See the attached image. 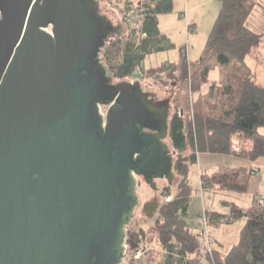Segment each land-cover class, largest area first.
I'll return each instance as SVG.
<instances>
[{
	"label": "water",
	"instance_id": "water-1",
	"mask_svg": "<svg viewBox=\"0 0 264 264\" xmlns=\"http://www.w3.org/2000/svg\"><path fill=\"white\" fill-rule=\"evenodd\" d=\"M99 4L0 0V264H123L136 175L175 182L171 96L112 81Z\"/></svg>",
	"mask_w": 264,
	"mask_h": 264
},
{
	"label": "trees",
	"instance_id": "trees-1",
	"mask_svg": "<svg viewBox=\"0 0 264 264\" xmlns=\"http://www.w3.org/2000/svg\"><path fill=\"white\" fill-rule=\"evenodd\" d=\"M117 1L125 4L122 11L126 23L132 14L141 16V22L138 25L127 23L126 35L114 32L102 48L101 61L112 81L129 80L134 72L161 81L165 73L169 79H176L177 63L142 67L149 54L163 48L164 37L160 34L158 20L160 14L172 10V0H142L139 5L134 4L135 0ZM263 3L264 0H221L219 16L198 63H190L186 53H182V78L191 81V92L200 91L209 81L213 68L222 67L223 80L220 90L216 81L211 84L212 114L197 113L194 109L192 114L190 109L186 115L185 108L178 104L169 120V143L177 152L174 170L180 182L176 193L165 189L155 221L157 238L164 250L161 264H197L203 260L200 237L187 220L192 195L188 168L197 162L199 154L233 155L250 160L248 166H221L212 173H203L202 191L207 188L247 192L252 177L259 174L257 164L264 158V133L260 131L264 128V82L254 77L248 58L254 51L264 49V32L252 29L249 21L256 6L262 7ZM186 102L193 107L190 97ZM235 134L252 139V146L247 150L234 149L232 137ZM171 195V200L167 201ZM224 204L230 206V216L205 209L210 221H236L245 217V224L238 242L229 252L222 254L214 248L206 261L210 264H264V206L257 199L248 211L235 202L224 201Z\"/></svg>",
	"mask_w": 264,
	"mask_h": 264
},
{
	"label": "rangeland",
	"instance_id": "rangeland-1",
	"mask_svg": "<svg viewBox=\"0 0 264 264\" xmlns=\"http://www.w3.org/2000/svg\"><path fill=\"white\" fill-rule=\"evenodd\" d=\"M142 0H135L134 4L139 5ZM109 2V3H108ZM173 7L170 12H163L159 15V31L161 36L164 37L163 45L161 49L149 54L142 64L144 69L154 68L161 66L165 62L177 63V78L169 79L167 74L163 75L164 83L159 78H151L147 75L140 79L142 87L150 92H157L155 94L159 99H165L167 96H171L170 114L174 113L176 106L179 104L185 108L186 115L189 114L190 109H194L197 113H210L212 114V99L209 96L211 84L216 81L217 89L220 90L222 85L223 75L221 72L222 67L213 68L209 75V81L202 86L200 91L191 92L189 85L190 80H184L182 78L181 64L182 53L185 52L189 57V62L196 64L200 60L204 50L206 49L207 40L210 32L215 24V21L220 13L221 0H172ZM101 9L108 10L107 16L112 20L113 25L117 28L116 32L126 35L129 31V26L124 19L125 4L116 0H100ZM131 21L133 25H138L141 22V16L132 14ZM252 29L258 32H264V3L263 6H256L252 16L249 19ZM128 23V24H129ZM248 65L251 67L254 77L259 82H264V49L254 51L253 55L248 58ZM176 80V84L171 86V82ZM167 89V90H166ZM216 89V90H217ZM169 90V92H168ZM217 92V91H216ZM191 94V96H190ZM193 102V107L187 105V98ZM107 108L101 109L102 113H106ZM185 115V121L187 123V116ZM264 133V128L260 129ZM169 142V139L167 140ZM170 144V143H169ZM232 145L234 149L247 150L252 146V139L244 138L239 134H235L232 137ZM171 147V146H170ZM174 150V149H173ZM190 152V151H189ZM177 155V154H176ZM175 155V157H176ZM250 160L233 155H219L210 153H201L198 155L197 162H193L189 165V180L191 185V199L190 207L188 210L187 220L191 225H194L197 231V225L195 226L196 219L204 214L205 209L208 211L220 212L226 217L230 216V206L225 205L224 201L235 202L241 205L244 210L248 211L257 200L264 206V158H261L257 166H260L259 175L252 177L249 184V191L234 193L231 191L211 190L205 188L201 189V175L203 173H212L221 166H248ZM173 183H168L166 180L159 179L158 186H160V204L164 200V192L166 188H169L171 192L176 193L177 186L179 184V177L175 175ZM136 193L139 196L138 206L133 213L132 221L126 226L132 233H136L134 238L131 235L127 236L126 240V253L134 255L136 249H145L146 253L143 254L140 260L136 262L145 261L150 264H161L164 250L161 248L160 242L157 238L156 231V219L159 217V213H156L154 217L147 216L145 213V204L148 200H152L157 197V193L151 188L145 180L140 177L137 179ZM172 196V195H171ZM167 200V198H166ZM246 218H240L236 221H227L225 219H216L210 221L209 233L213 238V247L222 254L229 252L231 247L238 242L240 237V230L245 224ZM130 232V233H131ZM144 232V237H143ZM133 241L137 245L134 246ZM201 247L204 240L200 238ZM133 259V258H132ZM134 260V259H133ZM135 261V260H134ZM204 264H210V262L204 261Z\"/></svg>",
	"mask_w": 264,
	"mask_h": 264
},
{
	"label": "built area",
	"instance_id": "built-area-1",
	"mask_svg": "<svg viewBox=\"0 0 264 264\" xmlns=\"http://www.w3.org/2000/svg\"><path fill=\"white\" fill-rule=\"evenodd\" d=\"M131 21V18L127 19V23ZM191 113L193 114V111L191 110ZM171 197H167V201L171 200ZM210 219L207 213L204 211V214L200 216L199 218L196 219L195 225H197V235L204 240V243L202 245V250H203V260L197 264H204V261H206L208 256H212L213 254V238L210 236L209 233V224ZM146 249H139L134 255L133 259L136 261L140 260L142 258L143 254L146 253Z\"/></svg>",
	"mask_w": 264,
	"mask_h": 264
},
{
	"label": "flooded vegetation",
	"instance_id": "flooded-vegetation-1",
	"mask_svg": "<svg viewBox=\"0 0 264 264\" xmlns=\"http://www.w3.org/2000/svg\"><path fill=\"white\" fill-rule=\"evenodd\" d=\"M100 1V0H99ZM100 5V12L102 13V14H104L105 16H107L108 14H106V12H104L103 11V9H101V3L99 4ZM102 10V11H101ZM146 90V89H145ZM150 92V91H149ZM152 93V92H151ZM154 98V100L155 99H159V98H157L156 97V95L153 93V95H151V98ZM109 107L110 106H107L106 108H107V110H106V113H107V111H108V109H109ZM103 108V107H102ZM101 108V109H102ZM106 113H103V115H104V117H105V115H106ZM172 115V114H171ZM147 131H148V129H146ZM169 139V138H168ZM171 148V147H170ZM172 150H173V148H171ZM140 177H142L143 179H144V177L143 176H140V175H136V179H138V178H140ZM145 180V179H144ZM161 180H165V179H161ZM155 182H156V184H158V182H159V179H156L155 180ZM138 184V183H137ZM155 192L158 194L157 195V197L156 198H154V199H152V200H156L157 202H159V204H160V196H161V193H160V186H158L157 185V189L155 190ZM148 201H151V200H148ZM148 203V202H147ZM160 207H161V204H160ZM160 207H159V209L157 210V212L156 213H159V210H160ZM155 213V214H156ZM131 231H130V229L129 228H126V239H127V236L128 235H131V237L132 238H134V236H136V233H130ZM127 241H128V239H127ZM133 243H134V246L135 245H137L136 244V242L135 241H133ZM124 263L123 264H148L147 262H145V261H141L140 263L139 262H136V261H134L132 258H131V255L128 253H126V257L124 258V261H123Z\"/></svg>",
	"mask_w": 264,
	"mask_h": 264
},
{
	"label": "crops",
	"instance_id": "crops-1",
	"mask_svg": "<svg viewBox=\"0 0 264 264\" xmlns=\"http://www.w3.org/2000/svg\"><path fill=\"white\" fill-rule=\"evenodd\" d=\"M258 175H259V174H258ZM256 176H257V175H256ZM257 198H258V196H257ZM257 198H256V199H257ZM243 209H244V208H243ZM244 211H246V210H244ZM219 213H220V212H219Z\"/></svg>",
	"mask_w": 264,
	"mask_h": 264
}]
</instances>
